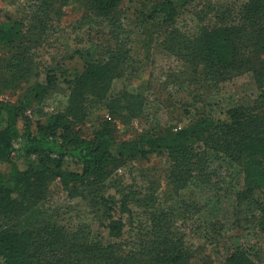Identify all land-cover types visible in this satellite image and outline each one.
Here are the masks:
<instances>
[{
	"label": "rangeland",
	"instance_id": "374dc122",
	"mask_svg": "<svg viewBox=\"0 0 264 264\" xmlns=\"http://www.w3.org/2000/svg\"><path fill=\"white\" fill-rule=\"evenodd\" d=\"M155 0H121L110 19L96 17L83 0L52 2L45 11H37L34 0H0V25L17 29L11 45L0 43V101L21 107L32 124L43 123L49 115L64 111L69 88L64 83L82 71L87 62H101L120 40L126 64L113 78L110 95L127 98L136 108L135 118L116 123L118 142L187 127L201 115H215L231 107L259 112L264 107V70L254 76L247 72L222 81L202 65L194 67L172 55L163 45L169 36L161 18H147ZM176 8L174 28L183 37L194 38L200 28L231 21L245 0H173ZM25 55L30 73L13 80L17 54ZM185 54V53H184ZM188 54V53H187ZM193 51H189L191 57ZM23 61V62H25ZM264 69V57L261 58ZM198 66V65H197ZM258 66V65H257ZM13 68V67H12ZM12 70V72H10ZM57 78L56 86L35 99L30 90L43 82L46 74ZM7 86V87H6ZM9 86V87H8ZM107 118L106 100L91 104L85 119L77 125L84 138L91 137ZM26 160L17 156L19 168ZM169 160L164 153H152L144 160L120 166L111 179L113 186L125 189L128 214L117 255L126 259L148 253L151 214L167 212L172 219L171 235L202 264H223L229 248L239 247L255 264H264V222L253 201L241 200V175L224 162L208 164V175L187 189L173 192ZM7 175L9 167L0 166ZM151 189L153 191H151ZM93 187L63 188L55 180L48 184L42 201L44 217H54L67 232H88V241L105 243L107 232L101 214L92 201ZM155 199L149 208L143 200ZM140 201V204L138 202ZM134 260L133 264H142Z\"/></svg>",
	"mask_w": 264,
	"mask_h": 264
},
{
	"label": "trees",
	"instance_id": "16d2710c",
	"mask_svg": "<svg viewBox=\"0 0 264 264\" xmlns=\"http://www.w3.org/2000/svg\"><path fill=\"white\" fill-rule=\"evenodd\" d=\"M67 1L34 0V6L40 12L52 2ZM83 1L91 13L104 19H110L121 2ZM238 10L233 20L202 27L191 40L174 28L173 0H155L147 18H161L169 35L163 45L172 55L195 68L204 65L212 76L226 81L250 71L257 76L264 70V0H245ZM18 32L0 25V43L13 44ZM114 44L116 47L110 49L105 60L85 63L80 73L64 81L70 91L67 106L47 116L43 123L32 124L21 107L0 101V166L9 167L6 176L0 173V264H133L142 258H146L142 264H200L171 235L172 219L167 212L151 214L146 243L149 254L130 259L117 255L125 228L123 216L129 212L128 195L124 188L111 185V179L120 166L147 159L155 152L166 154L169 160L168 180L175 193L203 182L208 164L213 161L237 169L241 175V200H254L264 222V107L259 112L231 107L215 115H201L187 127L144 137L140 145L136 141L118 142L116 123L135 118L141 106L136 101V108H132L127 100L132 97L129 94L110 95L112 79L118 77L127 61L116 37ZM189 51H193L191 57ZM17 58L11 67L15 69L12 79H25L30 68L18 70L28 63L24 54L18 53ZM56 82L57 78L48 73L29 95L40 98ZM98 100H106L107 118L91 137L84 138L77 125ZM19 155L26 160L23 168L16 164ZM55 180L63 188L93 187L92 201L107 232L104 244L88 241L84 230L79 232L84 236L72 234L55 223L54 217H44L42 201L48 184ZM146 197L145 205L153 209L155 199ZM223 264L255 263L235 246L227 250Z\"/></svg>",
	"mask_w": 264,
	"mask_h": 264
}]
</instances>
